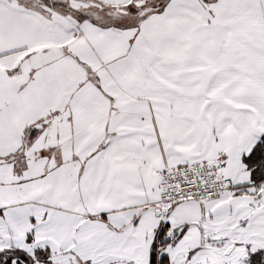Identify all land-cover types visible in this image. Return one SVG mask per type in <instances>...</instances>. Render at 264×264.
<instances>
[{
    "label": "snow or ice",
    "instance_id": "1",
    "mask_svg": "<svg viewBox=\"0 0 264 264\" xmlns=\"http://www.w3.org/2000/svg\"><path fill=\"white\" fill-rule=\"evenodd\" d=\"M0 264H264V0H0Z\"/></svg>",
    "mask_w": 264,
    "mask_h": 264
}]
</instances>
